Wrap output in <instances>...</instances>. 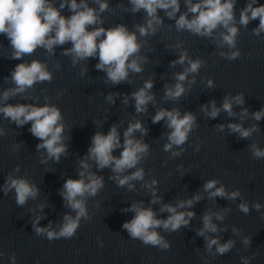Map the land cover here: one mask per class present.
<instances>
[{"label": "clouds", "instance_id": "1", "mask_svg": "<svg viewBox=\"0 0 264 264\" xmlns=\"http://www.w3.org/2000/svg\"><path fill=\"white\" fill-rule=\"evenodd\" d=\"M99 4V12L108 9L107 0H96ZM236 0H185L188 11L182 13L179 17L176 14L180 11L179 0H130L132 12L143 9L147 13L145 25H138V31L141 36H146L150 32L154 34L157 26L163 23L158 16V10H163L169 19H175L177 30L187 29L188 31L200 35L211 37L214 30L222 27L226 31L220 33V45H227L230 49L236 47V36L239 29L235 26V7ZM258 0H252L240 11V24L247 26L250 20H259V25L254 29L255 34L259 35L264 32V4H258ZM67 7L72 13L70 16H63L61 9ZM188 13H192L189 18ZM102 24L97 10L88 6L86 0H61L59 8L53 6L50 0H0V35H4L10 41L12 59L22 60L25 55H31L38 47L46 49L52 53L55 46L71 43V48L66 49L65 55L73 56V64L79 60L90 57H98L96 68L106 72L107 80L114 85L126 81L129 76V70L140 72L141 66L138 58H133L139 53L140 44L137 42L135 33L129 32L126 26L118 25L113 28L93 27L90 26ZM228 59L239 57V50L230 53H221ZM131 58V59H130ZM188 60L189 67L185 68L182 73H177L175 79L177 83L174 86H166L165 98L176 100L186 91L183 82L189 73H196L201 67L202 61L191 60L188 58L186 51H182L179 58L172 62L173 65L184 64ZM10 79L15 87L3 92V100L7 101L18 93H24L37 82L51 81L52 74L47 70V65L39 60H33L31 63H19L11 72ZM212 81H208V86H212ZM153 82L146 81L144 86L131 95L135 100V110L137 113L145 112L147 105L154 100V95L149 94ZM112 100V95L108 96ZM127 97H125V103ZM243 96L225 97L221 107H217L215 101L211 102V111L208 106H203V110L211 118H216L220 111L223 110L229 115L233 113V103L243 104ZM0 113L5 118L10 119L18 127L31 122L29 131L36 137L40 143L36 145L37 149H44L47 158L54 159L57 162L61 155L67 151V145L63 143L64 125L61 123L63 117L58 107L45 104L36 106L33 104H5L0 106ZM247 114L244 109L242 116ZM255 120L264 119V109L252 113ZM195 116L186 112L181 115L179 109H160L153 116L152 122L159 123L166 120L167 127L171 130L168 134V143L164 145V150L169 151L172 147L185 144L189 133L195 124ZM223 130L224 125H219ZM228 128L231 132L238 133L241 138L250 137L253 132L258 131L257 125L244 128L239 123H229ZM140 131L146 134L147 130L143 127L142 122L136 121L129 123V126L123 133V143L117 130L113 125L110 130L104 134L95 133L92 137L91 145L88 148L86 159L80 160L81 171L79 179L68 178L61 191V195L66 202V206L76 213L73 217L66 214L64 222L59 231L51 230V227H38L39 220L37 217L33 223L37 235L46 234L49 241L60 238H71L76 234L81 217L87 219V207L85 197L95 196L103 188V177L97 176L89 170L91 165L87 162L92 160L98 169L111 168L116 175L112 179L116 180L118 186L128 185L131 190L134 185L130 183L134 180H143L144 171L142 168H136L141 159L148 153L149 146L142 140L134 138V133ZM122 148L120 155L114 156L113 152ZM252 154L256 159L264 158V149L259 148L256 144L251 145ZM173 155H180V152H174ZM44 162V161H42ZM136 168V171L130 175L120 176L128 169ZM18 170V169H17ZM157 183L153 180L151 184H145L152 190L154 199L152 204L157 203L160 197L155 195V189L152 185ZM218 180H209L204 184V191L208 192L209 199L216 197L228 198L235 200L239 197L240 192H227L221 185L217 187ZM15 190L16 203L23 206L29 198H35L39 193V188L30 183L26 178L8 177L4 186V192ZM201 199L200 194L194 195L191 199L181 200L175 206L164 204L160 209L161 212L169 213L166 219L157 218L156 212L151 207H144L143 202L133 203L124 211L134 213L133 217L124 222L123 228L128 232L132 239L142 241L144 245L159 247L162 250L170 246L167 241L156 231L163 228L167 231H177L181 227H186L190 220L195 216L193 211H178V209L192 208L195 202ZM43 207V206H41ZM257 210L261 208L259 203L253 205ZM239 209L247 214L249 207L246 203H241ZM213 216L222 220L223 215L220 212L213 213L208 211L203 216V228L197 231L200 236H205L206 232H217V225L213 223ZM99 239V237H97ZM207 248L211 250L216 246L218 254L223 255L233 246L232 241L220 244L218 238H207ZM245 244L249 243L248 238L244 240ZM103 247V242L100 244ZM15 264V255L11 257ZM244 264H248V258H242ZM36 264H39L37 260Z\"/></svg>", "mask_w": 264, "mask_h": 264}]
</instances>
